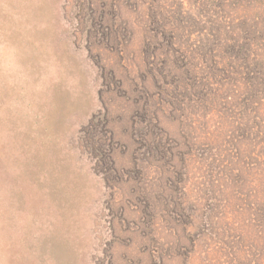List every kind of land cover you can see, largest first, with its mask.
Here are the masks:
<instances>
[{
  "label": "rangeland",
  "instance_id": "374dc122",
  "mask_svg": "<svg viewBox=\"0 0 264 264\" xmlns=\"http://www.w3.org/2000/svg\"><path fill=\"white\" fill-rule=\"evenodd\" d=\"M0 264H264V0H0Z\"/></svg>",
  "mask_w": 264,
  "mask_h": 264
},
{
  "label": "trees",
  "instance_id": "16d2710c",
  "mask_svg": "<svg viewBox=\"0 0 264 264\" xmlns=\"http://www.w3.org/2000/svg\"><path fill=\"white\" fill-rule=\"evenodd\" d=\"M94 144H96V145H93L94 147H93V151L95 152V153H97V155H98V153L102 150V148H104V146H103V144L101 143V141H99V140H96V138L94 137ZM161 146H162V141H160V143H159ZM164 150V147H163V149L161 150V151H163ZM107 151V149H103V154L105 153Z\"/></svg>",
  "mask_w": 264,
  "mask_h": 264
}]
</instances>
